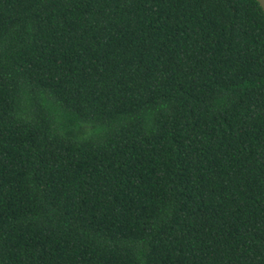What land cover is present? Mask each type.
Wrapping results in <instances>:
<instances>
[{"label": "trees", "instance_id": "trees-1", "mask_svg": "<svg viewBox=\"0 0 264 264\" xmlns=\"http://www.w3.org/2000/svg\"><path fill=\"white\" fill-rule=\"evenodd\" d=\"M0 264H264L257 0H0Z\"/></svg>", "mask_w": 264, "mask_h": 264}, {"label": "water", "instance_id": "water-1", "mask_svg": "<svg viewBox=\"0 0 264 264\" xmlns=\"http://www.w3.org/2000/svg\"><path fill=\"white\" fill-rule=\"evenodd\" d=\"M257 2L259 3L261 9H262L263 12H264V0H257Z\"/></svg>", "mask_w": 264, "mask_h": 264}]
</instances>
